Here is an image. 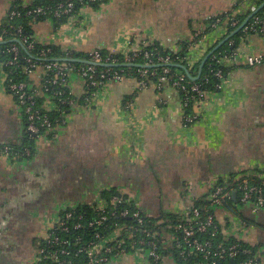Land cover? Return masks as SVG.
<instances>
[{"label":"crops","instance_id":"0c3cea01","mask_svg":"<svg viewBox=\"0 0 264 264\" xmlns=\"http://www.w3.org/2000/svg\"><path fill=\"white\" fill-rule=\"evenodd\" d=\"M17 1L31 5L36 0H0V24ZM263 6L264 0H109L83 8L77 20L61 26L52 19L39 22L34 31L45 46L85 56L94 51L126 55L145 42L178 52L196 34L206 33L212 18L234 12L249 19ZM222 38L210 35L208 46ZM239 52L244 58L264 56V38L243 37ZM205 53L195 52V63ZM40 79L39 73L33 83ZM72 82L82 98V80L75 75ZM222 85L195 108L198 119L187 124L177 89L138 91L134 79L111 82L92 108L81 103L73 108L54 140L38 142L33 160L0 159V264H27L23 260L36 248L40 221L97 202L106 190L127 193L143 212L162 218L195 204L212 184L241 171L263 177L264 62L232 68ZM132 98L128 111L125 104ZM23 131L22 109L0 72V145H20ZM241 213L256 224L246 238L258 245L264 264V227L257 226H264V211L253 214L244 207ZM219 218L224 223L221 212ZM134 261L120 256L110 264ZM160 264L178 263L171 253Z\"/></svg>","mask_w":264,"mask_h":264},{"label":"built area","instance_id":"2783aa9c","mask_svg":"<svg viewBox=\"0 0 264 264\" xmlns=\"http://www.w3.org/2000/svg\"><path fill=\"white\" fill-rule=\"evenodd\" d=\"M105 1L65 0L53 7H23L27 9L26 16H53L58 20L66 16L68 20L74 21L78 19V5L82 6L80 12L83 8L103 4ZM21 17L22 12L12 10L0 24H6L10 31L14 30L11 32L12 47L8 49L14 59L7 62L0 59V72L5 76L6 84H9L7 90L22 109L27 132L31 140H36V145L44 140H52L49 138L51 135L55 139L59 128L67 125L69 114H65L66 107L71 110L82 101L85 107L92 108L98 101L100 91L111 82L134 79L137 81L138 91L151 88L161 91L165 86L184 93L189 90L190 77L180 70L179 66L173 65L171 56H164L157 49H149L154 44L146 42L122 55L124 62L112 57L105 58L101 51L91 52L86 58H77L72 50H68L64 58L50 59L52 50L48 47L34 56L31 54L34 43L29 44L21 26L15 27L12 24ZM209 29V32L195 35L189 47L191 55L183 59L188 65L194 64L193 59L198 50L206 49L204 60L216 45L222 43L218 41L215 46H208L210 35L222 34V40L226 39L224 42H227L229 47L234 46L229 33L231 30H234V33L242 32L245 36L257 34L264 38V17L256 14L245 22L237 20L236 15L225 20L217 17ZM7 43L6 32L3 31L0 35V45ZM15 43L26 46L29 55L26 58V79L19 82L9 79L10 71L6 70L18 63L20 50ZM211 57L218 65L215 70V76L221 82L217 85L218 91L222 89V84L229 77L232 68L242 64L255 67L264 62L262 55L242 57L239 49L226 51L219 59L213 53L208 60ZM75 62L81 63L82 66L77 67ZM98 67L105 70L101 72ZM157 67L163 68L161 74L155 70ZM39 73L41 83L36 85L33 78ZM172 73L174 79L169 78ZM75 75L83 82L82 98L76 95L73 88ZM158 76V83L151 81ZM191 76L196 78L198 75ZM191 91L198 95V106L206 100L208 94L202 91L200 86L192 85ZM40 100L44 102L39 104ZM134 104L135 99L132 98L126 102L125 107L130 111ZM188 104L189 98H186L183 106L187 107ZM54 112L62 113L59 123L52 121L51 113ZM197 119L196 114L193 117L185 116L187 124H192ZM20 156V152H16L9 145L0 147V159L15 162ZM23 156L30 157L31 151L25 149ZM119 193L113 195L110 200L100 195L97 202L89 203V209L97 215L92 220H88L85 213L78 212L80 205L45 219L44 229L36 238V256L32 264H110L114 258L120 256H131L136 260L135 264H160L164 258L159 252L161 245L191 264H263L260 248L246 238L253 226L239 217L234 209L241 213V209L246 207L253 214L264 211V176L257 177L241 171L223 183L212 184L207 196L201 199L200 205L195 203L185 206L175 213L177 224L166 226L169 232L165 237H161L158 230L151 228L150 221L146 219L134 197ZM230 202H233V211L226 207ZM220 212L224 216V223L219 218ZM112 218L119 219L120 222L111 224ZM127 219L135 221V224H128L125 222ZM99 227H103L107 234L103 235V232L96 230ZM93 229L96 233L88 234V230ZM108 229L109 231H106ZM80 230H83L82 234L75 235V232ZM88 236L91 237L89 240Z\"/></svg>","mask_w":264,"mask_h":264},{"label":"trees","instance_id":"16d2710c","mask_svg":"<svg viewBox=\"0 0 264 264\" xmlns=\"http://www.w3.org/2000/svg\"><path fill=\"white\" fill-rule=\"evenodd\" d=\"M62 1H65V0H36L33 4H31L30 7H39V6H42V7H47V6H57L60 2ZM107 1L109 0H106L104 3H106ZM103 3V4H104ZM101 4H96V5H90L89 7H94V8H97L98 6H100ZM25 5H23L21 2L17 1L14 3L13 5V8L12 10H17V11H20L22 12V17L21 18H18L16 20H14L12 22L13 26L15 27H22V30H23V35L25 37H27L28 39V42L29 44L30 43H34V48H33V51L31 52L32 55L34 56H37L38 54H40V52H42L44 49H47L50 48L52 50V53L49 55L50 56V59H62L66 56V52H64L63 50H61L60 48L58 47H54V46H45L43 44H41L39 41H37L36 37H35V31H34V27L37 23L39 22H42V21H45V20H54L57 24V26H61L63 25L64 23H66L68 21V18L65 16V17H62L61 19H56L54 18L53 16H46V17H35V16H26L25 14V11L27 9H24ZM82 6L78 5L77 8H76V14H78L80 8ZM234 15V12H229L227 14H224V15H221L219 16V18H221L222 20H225L229 17H232ZM257 16L259 17H264V8L261 9L258 13H257ZM216 18H213L211 19L209 22H208V31L209 32V28L210 26L213 24V22L215 21ZM236 19L241 21V22H245L248 17L246 16H238L236 15ZM3 31L6 32V39L8 41L7 44H2L0 45V59L1 61L3 62H7L9 60H12L14 59V55L12 53H8V49H10L12 47L11 45V40H12V36H11V32H14V30L10 31L9 27L6 25V24H2L0 25V35L1 33H3ZM234 30H231L229 33H230V36L234 33L233 32ZM245 37V35L242 33V32H236L234 35L231 36V40H233L234 42V46L232 47H229V44L227 42H224L222 39L219 40L224 42L223 44H218L215 46L214 50L216 49V51L214 52V56L219 59L221 58V56L224 54V52L226 51H233V50H236V49H239V45L241 43V40L242 38ZM193 42V41H192ZM15 45H17L18 49L20 50V54L18 56V63L15 67H11L10 69H6L8 71H10V77L9 79H13L14 82H19V81H23L26 79V76H25V70L27 68V62H26V58L29 57L27 51H26V46H24L23 44L21 43H15ZM191 43L190 44H184V47L181 51H178V52H175V51H171V50H168L166 49L164 46H162L160 43H155L153 47H150L149 49H157L162 55L164 56H171L172 58V63L174 66H179V69L182 70L185 74L186 71L184 68H186L191 75L193 76H197L198 73H199V69H200V66H201V62H198V63H195V59H193V65L192 64H187L186 61H183L184 58H187V57H190L191 53L189 51V47H190ZM102 55L105 57V58H108V57H112V58H116L119 60V62H124V57L122 55H115V54H111L109 52H106V51H101ZM206 55L203 56V58L205 57ZM74 57H77V58H85L87 56L83 55V54H79V53H75ZM202 58V60H203ZM213 57H211L209 60H207L205 66H204V69H203V73H202V76L200 77V79L194 81V80H190V85L188 86V92L187 93H184V92H181L180 90H178L179 94H180V97H181V100H182V104H183V101L186 99V98H189V104L187 107H185V110H186V116H189V117H193L195 116V108H197V101H198V95L197 93L191 91V86L192 85H198L200 86L201 90L204 91L206 94H209V93H216L218 91V88H217V85L218 84H221L220 80H218V78L215 76V70L218 69V65L216 64V61L215 59H212ZM47 63H50V62H47ZM77 67H80L82 66L81 63H77L75 62L74 63ZM175 69V68H173ZM98 70L103 72L105 70V68L103 67H98ZM155 70H157V73L158 74H161L162 71H163V68L162 67H157L155 68ZM226 73H228V71H226ZM169 78H173L174 79V74H170L169 75ZM151 81H153L154 83H158L159 81V76L156 77V78H153ZM9 84L7 83L6 84V87L8 88ZM56 91V89H54ZM164 90V89H163ZM66 97V96H65ZM44 101L43 100H40L39 101V104H42ZM81 105L85 106L84 103L82 101H80ZM64 109V108H63ZM73 110V108L70 110L69 107H66L65 108V114L68 115L71 113V111ZM61 114L62 113H59V112H54V113H51V118H52V121L55 122V123H59V121L61 120ZM23 119H24V131H23V138H22V143L20 145H16V146H11L16 152H20V157H18L16 161H24V160H33L36 156H37V145H36V140L34 139H30L29 137V133L27 132V124H26V119L23 115ZM58 120V121H57ZM57 121V122H56ZM66 126V125H65ZM50 139L54 140L52 135L49 136ZM5 145H0V147H4ZM25 149H29L31 151V156L30 157H24L23 156V152ZM22 153V154H21ZM220 183H223V182H220ZM117 194H120L119 191L115 190V189H112V190H106V191H103L101 193V196L104 198V199H109L113 196V195H117ZM201 200H199L198 202H196L198 205L201 204ZM233 202H230L229 204L226 205V207L228 209H231L233 211ZM143 211V210H142ZM235 213L237 215H239V217H242L244 218L245 220H247L250 225H256L253 221H251L250 219H248L247 217H244L242 213H240L239 211H237V209H234ZM78 212L80 213H85L86 216H87V219L88 220H92L94 218H96V214L94 212H92L90 209H89V206L88 204H83V205H80L79 208H78ZM145 214V217L147 220L150 221L151 223V228L152 229H155V230H158L161 234V237H165L167 236L168 234V230L166 228L167 225H176L177 223V218L174 215H167V214H164L162 218H154L148 214H146L145 212H143ZM110 220V219H109ZM113 222H120L119 219H116V218H112L110 220V223L112 224ZM125 222H127L128 224H135L133 220H125ZM156 223H158L159 225H155ZM258 227H264L263 224H257ZM96 230H99L101 232H103V235L104 234H107L104 230L103 227H99L97 228ZM96 230L93 229V230H88V234H95L96 233ZM106 231H109L106 230ZM83 230H80V231H76L75 232V235H80L82 234ZM91 237L88 236L87 239L89 240ZM35 244L37 245V240H35ZM159 252L161 255L163 256H166V255H169L171 254L172 252L169 251V248L166 247V246H163L161 245L160 248H159ZM175 256V259H176V262L178 264H191L189 262H184L178 255H174Z\"/></svg>","mask_w":264,"mask_h":264},{"label":"rangeland","instance_id":"374dc122","mask_svg":"<svg viewBox=\"0 0 264 264\" xmlns=\"http://www.w3.org/2000/svg\"><path fill=\"white\" fill-rule=\"evenodd\" d=\"M44 226H45V222L44 220L43 221H40L36 227V232L34 234V238H37L43 231L44 229ZM32 252V253H31ZM35 256H36V248L34 246V248L32 249V251H30V255L28 256V258L32 261L33 259H35ZM30 260L27 261V264L28 262H30ZM25 260H23V262H25ZM31 263V262H30ZM32 264V263H31Z\"/></svg>","mask_w":264,"mask_h":264},{"label":"water","instance_id":"95a60500","mask_svg":"<svg viewBox=\"0 0 264 264\" xmlns=\"http://www.w3.org/2000/svg\"><path fill=\"white\" fill-rule=\"evenodd\" d=\"M263 7H264V6H263ZM256 14H257V12L254 13L252 16H250L249 19H251V18H252L254 15H256ZM249 19H248V20H249ZM223 43H224V42H222V44H223ZM215 51H216V49L213 50V52H211V54H210L209 56H211ZM209 56H207V57L203 60L201 66H200V69H199V74H198V76H197L196 78L192 77L191 74H190V72H189L186 68H184L185 71H186V73H187V75L190 77V79H192V80H194V81L200 79V77L202 76V73H203L204 66H205V64H206V62H207ZM234 200H236V195H235V194H234Z\"/></svg>","mask_w":264,"mask_h":264},{"label":"flooded vegetation","instance_id":"af4514ba","mask_svg":"<svg viewBox=\"0 0 264 264\" xmlns=\"http://www.w3.org/2000/svg\"><path fill=\"white\" fill-rule=\"evenodd\" d=\"M25 260V259H24ZM26 260H29L28 256L26 257ZM23 264V263H22Z\"/></svg>","mask_w":264,"mask_h":264}]
</instances>
